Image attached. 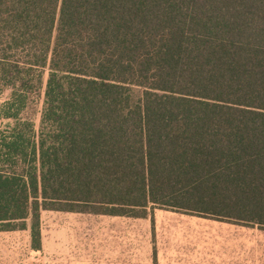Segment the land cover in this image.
Here are the masks:
<instances>
[{
	"label": "trees",
	"instance_id": "trees-1",
	"mask_svg": "<svg viewBox=\"0 0 264 264\" xmlns=\"http://www.w3.org/2000/svg\"><path fill=\"white\" fill-rule=\"evenodd\" d=\"M0 86V231L40 249L43 210L155 207L264 229V0H0Z\"/></svg>",
	"mask_w": 264,
	"mask_h": 264
},
{
	"label": "rangeland",
	"instance_id": "rangeland-1",
	"mask_svg": "<svg viewBox=\"0 0 264 264\" xmlns=\"http://www.w3.org/2000/svg\"><path fill=\"white\" fill-rule=\"evenodd\" d=\"M43 87L23 114L38 129ZM10 90L0 86V113ZM12 121L0 116V129ZM30 229L0 231V264H264V229L155 207L147 218L43 210Z\"/></svg>",
	"mask_w": 264,
	"mask_h": 264
}]
</instances>
